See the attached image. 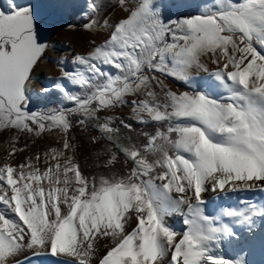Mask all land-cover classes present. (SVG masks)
Segmentation results:
<instances>
[{"label": "snow or ice", "instance_id": "6c2138e0", "mask_svg": "<svg viewBox=\"0 0 264 264\" xmlns=\"http://www.w3.org/2000/svg\"><path fill=\"white\" fill-rule=\"evenodd\" d=\"M181 4L0 6V264H249L264 203L209 201L264 192V0L174 13ZM61 30L91 38L55 60L59 105L34 111L36 69ZM48 133L55 144L24 155Z\"/></svg>", "mask_w": 264, "mask_h": 264}, {"label": "rangeland", "instance_id": "374dc122", "mask_svg": "<svg viewBox=\"0 0 264 264\" xmlns=\"http://www.w3.org/2000/svg\"><path fill=\"white\" fill-rule=\"evenodd\" d=\"M17 2L20 4H24L27 3L28 0H17ZM33 2H43V0H33ZM199 3H201V0H182V4L174 8L172 11L177 14H189V13L195 14L197 11L196 5ZM4 5H6V0H0V6H4ZM173 18H176V16H174ZM66 36H71L72 40L67 42H62ZM90 38H91L90 34L83 31L61 30L59 33H57L56 37H54L55 40L59 41V43L57 44V50L50 52L49 53L50 58L46 59L41 64V66L36 69L35 79L33 82L32 108L34 111H47L46 110L47 106L43 105V101L40 100H43V98H46L51 92L55 91L53 88V79L47 77L45 71L47 69H52V71L58 73V68L55 64V60L62 55L69 54V45L71 46V48L78 51L86 50L88 47V40ZM97 39H99V37H97ZM173 83L175 84V82ZM175 86L179 87L178 84H175ZM45 87L53 90L47 94H44L43 92H41V89ZM129 114H130V109L127 107L124 108L123 111H117L115 113V115L117 116H127ZM58 138H59L58 134L48 133L44 137L39 139L36 142L35 146L30 147L28 152H26L24 155L34 153L37 150H44L47 148V146L55 144ZM5 141H6V135L0 136V157H3L5 155V148L7 146ZM23 141H26L30 145L32 144V138L29 136H25L23 138ZM20 159L22 160L23 156H21ZM261 193L264 192L252 191V192L235 193L234 197L229 198L230 200L233 201L229 202L228 204L237 205L236 201H252L256 203H261L259 199ZM254 234L259 238L260 241L259 256L256 257V259L254 260H252L253 257L249 259L246 256V259H248L249 264H264V243H262V241H264V229H262L261 225L260 228L255 230ZM251 254L256 256L255 253H251ZM32 264H58V259L51 255H42L33 258Z\"/></svg>", "mask_w": 264, "mask_h": 264}, {"label": "trees", "instance_id": "16d2710c", "mask_svg": "<svg viewBox=\"0 0 264 264\" xmlns=\"http://www.w3.org/2000/svg\"><path fill=\"white\" fill-rule=\"evenodd\" d=\"M60 94L56 91L51 92L46 98H43V105L47 106V111L58 106L60 103ZM137 131H140L143 126L141 125H137L134 123L133 125ZM143 130L145 131H150L151 129L148 128H143ZM72 136H74L76 138V143L79 146V156H80V160L81 163H87V164H91V159H90V154L93 151V147L90 144L88 137L86 134L81 133L79 128H74L72 133Z\"/></svg>", "mask_w": 264, "mask_h": 264}, {"label": "bare ground", "instance_id": "6f19581e", "mask_svg": "<svg viewBox=\"0 0 264 264\" xmlns=\"http://www.w3.org/2000/svg\"><path fill=\"white\" fill-rule=\"evenodd\" d=\"M71 40H72L71 36H66L63 39L62 42H67V41H71ZM45 73H46V76L49 77V78L56 77L58 75V73H55L54 71H52V69H47L45 71ZM234 195H235V193H230L227 198L221 197L220 200H216L214 198L213 199H210V201H209L210 204L209 205H210V207H213V206L218 205V204H221V203L228 204L229 202H232L233 201V200H230L229 198L234 197ZM259 199H260L261 203H264V193H261V195L259 196ZM236 202H237V204H240L242 201H236ZM179 220H180L179 217H174L172 219V222H178ZM258 222H257L256 230L258 228H260V225H261L260 222L259 223ZM245 235L247 236L248 234L245 233ZM259 248H260L259 238L255 234H253L251 247L248 249L247 257L249 259L253 257L252 260L256 259V257L259 256V252H260V249ZM226 251H227V249H226ZM251 253H255L256 256H254ZM235 254H236V251L235 250L229 252V255H235Z\"/></svg>", "mask_w": 264, "mask_h": 264}]
</instances>
